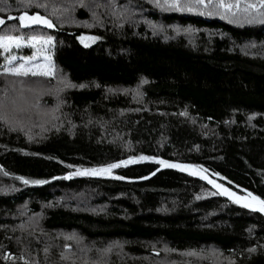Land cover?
I'll return each mask as SVG.
<instances>
[{"label": "trees", "instance_id": "16d2710c", "mask_svg": "<svg viewBox=\"0 0 264 264\" xmlns=\"http://www.w3.org/2000/svg\"><path fill=\"white\" fill-rule=\"evenodd\" d=\"M0 20L52 41L46 75L0 41V264H264V210L165 164L264 201L261 0H0Z\"/></svg>", "mask_w": 264, "mask_h": 264}, {"label": "rangeland", "instance_id": "374dc122", "mask_svg": "<svg viewBox=\"0 0 264 264\" xmlns=\"http://www.w3.org/2000/svg\"><path fill=\"white\" fill-rule=\"evenodd\" d=\"M39 16L43 19L48 20L51 24V20L40 13H24L21 17L24 18L23 24H43V23H34L30 18ZM46 25V24H43ZM5 37L2 44L11 46L15 49L16 52L12 54L10 57L6 58V67L13 68L14 70H23V71H37V72H50L51 71V56H50V44L51 42H47L49 37H39V36H0ZM80 41L84 45H91L95 41H97L98 37L93 34H81L79 36ZM17 43H19V47H17ZM31 46L32 52L25 54L23 51H18V49H22L24 47ZM15 58H19L18 61H15ZM21 66H23L21 68ZM165 164L173 165L182 169H186L188 171L200 173L202 176L206 177L213 184L214 188L218 191L232 197L233 199L254 207L261 208L264 210V204L261 203L254 195L250 193H238L235 192L228 187L221 184L216 178L212 177L208 171L198 165L192 163H169L165 162ZM95 173L98 174H111V170L109 168H100L98 170L92 169Z\"/></svg>", "mask_w": 264, "mask_h": 264}, {"label": "snow or ice", "instance_id": "6c2138e0", "mask_svg": "<svg viewBox=\"0 0 264 264\" xmlns=\"http://www.w3.org/2000/svg\"><path fill=\"white\" fill-rule=\"evenodd\" d=\"M166 2H167V0H166ZM196 2L197 3H200V4H203L204 3V0H196ZM179 3V0H173V6H175L176 4H178ZM261 3H262V5H264V0H261ZM252 5H249V7H251ZM229 7H231V6H229ZM189 10H191V9H189ZM20 20H21V22L23 23V20H24V18L23 17H20L19 18ZM31 20H32V22H34V23H43V24H46L48 27H52V24L48 21V20H46V19H43V18H41V17H39V16H36V17H32V18H30ZM4 23V21L3 20H0V24H3ZM4 39H6L5 37H0V41H3ZM47 42H51V37H49L48 38V41ZM0 46H2V45H0ZM17 47H19V43H17ZM23 66H21V68H22ZM14 71H16V74H18V75H20V74H23V75H27L28 73H27V71H21V70H19V69H17V70H14ZM32 74L33 75H37V72H32ZM39 74H42V75H46L47 73H39ZM161 163H164L163 161H161ZM118 165H112L111 167H117ZM261 203L262 204H264V201H261Z\"/></svg>", "mask_w": 264, "mask_h": 264}]
</instances>
